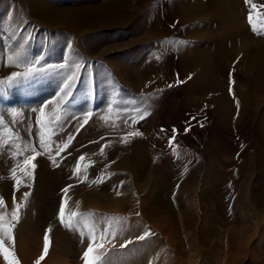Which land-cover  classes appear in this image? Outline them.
I'll return each mask as SVG.
<instances>
[{
	"label": "rangeland",
	"instance_id": "374dc122",
	"mask_svg": "<svg viewBox=\"0 0 264 264\" xmlns=\"http://www.w3.org/2000/svg\"><path fill=\"white\" fill-rule=\"evenodd\" d=\"M31 1L33 0L0 1V7L8 6L7 10L14 16L13 19H9L7 10L0 12V42L11 40L12 36L7 35L5 32L9 27L7 24H17L23 29L26 28L29 33L37 32L35 35L37 34V37L40 36L43 42L45 41L43 47L47 44V38L52 33L63 35L65 45L79 53L80 58L74 63L77 65V69L72 67V69L65 70V65L72 62L73 58L63 60L60 64H54V51H51V54H48L46 58L49 63L42 66L39 65L41 50L31 49L32 47L29 46L25 49L29 52L27 54L26 51L27 61H36L41 71L34 78L0 86V116L3 118V125H0V197L3 198L4 202L6 201L4 204H7L9 200H14L16 203L19 201L18 204L21 205V208L18 215L20 217L24 212L25 200L23 194L30 193L36 181V170L39 167L38 160L44 158L47 161L45 162L46 167L52 166L54 169H58L65 162L68 163L64 173L60 174L59 178L56 177L61 185L56 188L51 196L49 195V199L53 204L49 206L50 208H47L46 222L41 226L42 229L40 228L44 234L43 247H45L46 234L48 236V251L45 259L53 246V231L59 227V230L64 232L70 241L74 242L75 239L77 242L76 245L70 244L73 248L71 253H60L61 257L52 260V264H63L62 262L66 264H85L84 252L90 243V235L87 232L88 238L80 237L78 234L76 237L75 227L69 228L61 223L59 209L62 202H64L65 218L72 212L78 211L82 214L94 212V222L98 224V221L102 222L101 219L106 216V221L102 227L98 230L95 227V232L93 231L97 237L101 234H105V236L103 241L98 239L93 242V252L90 253V256L100 255L103 251L98 247L100 243H103L104 248L107 249V252L104 253L97 264H264V135L261 133L259 125L257 126L258 122L255 121L253 113H247V117L245 116V119L238 124L225 125L221 121L214 104L201 103L200 106L191 104V101L188 100L192 90L189 85L190 78H188L190 73L188 74L187 69L181 63L183 52L179 48L185 37L178 35H173L176 40L173 37L165 38L166 42L168 39V43L172 41L170 44H174V47L165 49L164 52L160 51L156 45L162 39H156L152 43L150 42L148 46L150 50L149 57L154 58L158 54H160L158 57H161L162 60L165 57L161 67L165 66L171 76L170 81L164 85L163 89L151 92L148 90V86L146 87L141 83L135 91L136 89L131 84L127 82V85L119 75L121 67L114 64V61H119V59L113 57V51L115 50H112L109 46L112 37H108V35L113 36L121 31L126 38L130 37V34L125 30L127 29L126 23H128L129 17L127 15L129 5L127 6L126 0H40L43 1V4L50 5V7L62 6L64 8L65 6L68 9L84 7L83 17L86 20H91L100 7H109L113 11H108L109 18L120 23L116 27H108V25L103 24L106 27L78 34L69 29L51 27L39 21L34 15L29 16ZM36 1L41 3L39 0ZM244 1L242 7L245 10L244 13L248 15L249 10L245 7ZM140 2L142 0H132L131 4ZM147 4L152 14L161 19H179L172 0H149ZM44 7L43 5L42 8ZM19 10H22L23 13L18 14L16 11ZM138 13L140 11L134 15L138 17ZM17 16H20V18ZM50 17L51 21L56 18L55 14L50 15ZM86 26L87 21H84V30L87 29ZM35 28L38 30H35ZM18 30L16 31L19 34L17 39H21L23 31ZM97 38L100 39L95 42L94 40ZM174 41L177 45L179 43L180 45L177 46ZM252 48L253 45L250 42L246 43L242 49L243 51L241 50L242 55L246 56L247 54L248 57H246L250 58L253 55ZM38 54L39 57H36ZM8 56L10 55L6 50L0 55V72H2L0 73V79L7 78L14 71L23 72L28 66L26 63H23V69L12 66L8 62ZM133 57H130L133 60H130L127 65L134 68L136 65L134 59L137 58ZM78 65L81 70L78 69ZM231 66L232 64L228 68H231ZM256 67L252 74L253 78L260 68L259 65ZM104 73L110 77L111 80L109 81L112 84L104 79ZM40 74H47L46 77H51L53 85L59 82V87L55 91H50L44 95L37 94L39 88L47 84L45 80L42 81L37 77ZM131 74L128 78L129 81L131 79L132 84H138L137 79L133 77L135 75ZM65 77H74L71 80L68 96H63L60 91ZM223 80L221 78V81H223L222 86L231 102H233L232 100L235 102L240 92L246 93L247 86L242 85L239 81L237 83L236 78L224 77ZM230 81L234 83H230ZM110 86L117 88V90L109 92L111 96L108 95V97L111 98L107 99L103 96L100 98L102 91H106V88ZM31 92L35 93L34 96H31L33 100L30 99L28 102L22 100ZM76 92L88 95L86 105L82 103L74 106L68 105L77 94ZM124 93L126 95L122 96L131 99L119 104L120 96ZM62 96L63 99H61ZM92 98L95 99L91 100ZM257 98L259 103H263L261 106L264 105V93H259ZM189 101L193 105L192 107H188L190 104H185L186 108L181 105V103H189ZM234 102L235 113L239 115V109H236ZM194 105L195 108H193ZM23 106L37 107L35 115L30 109L34 118L29 119V131L28 128L19 131L10 123L11 121L6 119L9 111L13 119H16L19 126H21L20 124L26 121L23 119L26 118H20L21 113L18 109ZM68 106L79 111L74 113V110ZM197 106H199V109ZM41 108L44 109L43 120L47 125L43 128L39 123ZM68 109L72 110L69 116L66 112ZM57 111L59 112L58 121L55 119ZM88 113H91V116L88 118L87 123H84L82 118ZM193 116L196 118L195 120L191 119ZM50 120L51 123H49ZM94 121L98 122L93 123ZM124 121H132L140 127L138 132L142 135L128 136L129 132L137 131L130 130L128 125L127 127L123 126ZM197 121L203 122L204 126L201 127ZM91 122L95 125L94 127ZM89 126L90 136L88 135V137L82 139L84 131H87ZM189 126L190 130L185 132V128ZM121 128L124 129L120 130ZM173 128L177 129L178 133L173 146L170 147L168 137L172 134L171 130ZM161 129L165 131L162 132ZM217 133L220 134L219 140L224 142H221L223 145L230 146L232 144L235 146L234 151L246 150L249 155L238 161V159H231V155L227 154L225 149L223 151L225 156H221L224 161L215 159L214 162V159H210L209 155L212 150L211 147H214L212 144L215 143L214 140L218 137ZM42 135L45 142L50 145V152L40 148V137ZM69 137H72L70 143L68 142ZM124 137H127V142H122ZM179 138L181 140H178ZM135 142H141L148 151V156H151L150 163L148 165L146 163V169L140 174L139 179L132 168L129 167V161L127 160L133 154L132 150L128 149H131ZM239 142H242V144L238 145ZM65 144H67V147H64ZM33 148L41 154L36 156L33 161L36 167L35 169H29L32 171V177L29 178L23 174L21 168H17V165H22L25 157L34 154ZM58 148L63 149L59 154H57ZM173 148H175V152ZM123 152L125 155H129L125 156ZM110 155L113 159L109 158ZM82 156L84 157L83 160L80 159ZM53 159L55 163H53ZM219 161L223 164H220ZM168 164L169 166H167ZM160 166L163 168L165 166V171L168 167L170 168L167 172H164L165 174H162V177L157 175L160 173ZM77 167H79V179L76 178ZM13 168L17 169L16 177L20 181L19 190H15L16 181L11 178ZM115 176H118L120 180L115 185H109L113 182L111 180ZM101 178L102 182H100ZM158 178H165L163 179L164 182ZM155 179H157V183H155ZM166 179L167 181H165ZM6 180L11 181L13 191H11V194H5L1 190ZM93 181L97 182L93 183ZM69 185L71 187L65 194L62 190ZM153 186L156 192L152 188ZM78 187L82 189L78 190ZM104 187L107 188L110 194H113L112 201L119 204L114 205L112 209H104L103 211L96 209V207H94V210L93 208L86 209L85 206L90 202L88 197L92 196L94 191ZM21 191L23 194L19 196ZM113 192H119V194L116 193V195ZM145 195L148 197H145ZM149 196L152 199L150 198V201H148L150 205L148 204L147 209L154 211L157 219L162 218L166 222L173 221L175 231H179L177 235L178 248L172 245L171 241L168 240V236L155 229L153 226L155 223L149 217L146 218L143 215L141 205L144 204V198H149ZM2 206L0 205V213H2ZM119 209L121 211H117ZM15 210V207L11 208L10 204H7V209L3 212L6 222L11 220L10 214ZM30 213L27 216L32 217L35 214L34 211ZM97 215L102 216L99 218ZM111 217L115 219H110ZM77 219L78 217L74 220L76 226L80 225ZM132 224L134 228L135 226L138 227V230L132 231L133 228H129L133 227ZM120 225L122 227H119ZM107 227L108 229H106ZM48 229L51 231L48 232ZM117 229L122 235L119 234ZM146 232L149 235L145 236ZM112 233H115V235H112ZM141 236H144V239H139ZM15 243V238L14 242L4 238V246L9 249L10 253L14 252ZM43 250L44 248L41 249L42 253ZM3 258L4 254L0 251V260Z\"/></svg>",
	"mask_w": 264,
	"mask_h": 264
},
{
	"label": "bare ground",
	"instance_id": "6f19581e",
	"mask_svg": "<svg viewBox=\"0 0 264 264\" xmlns=\"http://www.w3.org/2000/svg\"><path fill=\"white\" fill-rule=\"evenodd\" d=\"M243 1L244 0H172L173 4L175 5L174 6L175 11L177 13V16H179V19L173 18L171 20L170 19L164 20L152 14V11L148 8L149 6L147 4L149 0L148 1L142 0V2L138 4H131L132 0H126L127 6L129 5V7L127 8L128 10L127 15L129 17H128V23H126L125 21V23L127 24V27H126L127 29L125 30L128 34H130V37L126 38L125 35L121 33L122 31L120 33L118 32L116 35H113V36L108 35V37H112L110 38L111 44L109 46L111 47L112 50L113 49L115 50L113 51V57L116 59H119V61H114V64L117 67L119 66L121 67V71L119 72V75L125 80V83L127 85L129 83L135 89L136 88L138 89V86L141 85V83L146 87L148 86L150 88V89L148 88V90H150L151 92L163 89L164 85L170 81L169 79L171 76L169 73V70L165 66L161 67V63L163 62L165 57L163 58V60L161 57H158L160 54H158V56L154 55L155 56L154 58L149 57L148 53H150L149 52L150 50L148 46L150 45V42L152 43L156 39L157 40L162 39L161 42L159 41H158L159 43L156 42L157 43L156 45L159 47L158 49H160V51H163L165 49H170L174 47V44H170L172 41L168 43V39L173 37V35L185 37L184 42L181 41L183 43L182 45H180V43L177 45V43L175 41L174 42L176 43L177 46L180 45L179 48L183 52V61L181 63L184 65V68L187 69L188 74L190 73L188 78H190L189 85L192 90L189 96L190 99L188 98V100L191 101V104H196V105H199L201 103L214 104L216 107L217 113L221 118V121L225 125H232L233 123L238 124L243 119H245L244 117L247 115V113H250V114L253 113L255 121L258 122L257 126L259 125L261 133L264 135V105L261 106V104L263 103H259V101L257 100L258 99L257 95L259 93H264V85H263L264 84V7H261V6H264V0H251L252 3L257 5L256 11L252 13L253 18H254V23L256 24V29H257L256 31L253 30V27L248 20L247 16L249 14L246 15V13H244L245 10H243V7H242ZM40 2L41 3H39L36 0L31 1L28 14L31 17L32 15H34V17H37L39 21H41L42 23L44 22L46 23V25H49L51 27H55V28L61 27L64 29H69V30H72L74 33L78 34V33L94 31V29L96 30V28L106 27L103 24L108 25V27L110 26L116 27L118 24H120L119 21L115 22V20H111L109 18L110 16L108 14V11L109 12L112 11L109 7H100L99 11H97L96 14L94 13L95 15L93 16L91 20L89 19L86 20V18L83 17L84 7L82 8L80 7L76 9H68V8H65V6L64 8L62 6L50 7V5H46L45 3L43 4L42 3L43 1H40ZM43 5L45 6L44 8H42ZM245 5H246L245 7L248 8L250 12L251 11L250 5L246 3ZM7 9H8V6L6 5L4 7L1 6L0 12H2L3 10L6 11ZM7 11L9 14V19H13L14 16L11 14V12L9 13V10ZM136 11L137 12L140 11V13H138V17L135 16L136 15L135 13H137ZM16 12L18 14L23 13L22 10H19ZM52 14H55L56 20L54 18H53L54 19L53 21L50 20L51 18L50 15ZM20 16H17V17L20 18ZM84 21H87L86 30H84ZM7 25L9 27L7 28L8 30L5 32L7 35L12 36V37H11V40L8 39L5 42H0V55L5 50L9 53L10 56H13V57H16L20 53H23L24 54L23 58L27 60V57H28L27 54L29 52L26 50L27 51V54H26L25 49H27V47L30 46L32 47L31 49L35 48V50H38V51L41 50L40 54L41 55L43 54L42 56L40 55V57H39V54L36 55V57L40 58L39 65H42V66L47 65L49 63L47 62V59H46L47 55L51 54V51H54V56H55V61L53 62L54 64H60L63 60H67L72 57L73 61L68 62V64L65 65L64 69L65 70L68 68L72 69V67L74 68L77 66L74 63L80 59L78 55L79 53L75 52L72 48H69L65 45V40L63 38V35L52 33L51 36L47 38V44L45 45V47H43V44L45 41L43 42L40 36L37 37L36 36L37 34L35 35V33L37 32L29 33V31L26 30V28L23 29V27H19L17 24H14V25L7 24ZM18 29H21L23 31L22 35L24 37L22 36L21 39H17L19 38V34H17L16 32ZM35 30H38V29L35 28ZM165 38H168L167 42L165 41L166 40ZM173 38L175 39V37ZM99 39L100 38H97L94 41L97 42ZM249 42L253 45V48H252L253 55H251L250 58H247L248 57L247 54H246L247 56L246 57L245 55H242L241 52L243 51L242 49L243 47H245V44ZM241 55L242 57L240 58ZM67 56L69 57L67 58ZM133 56L137 58V59H134L135 64H136L134 68L127 65V63L130 62V60H133V59H130V57H133ZM231 64H232L231 68H228V66H230ZM257 65H259L261 69L259 68V71L256 72V76H254L253 78L252 74H253V71L257 68L256 67ZM12 66L22 68L23 63H20L19 66L12 64ZM79 68L80 66L78 65V69ZM75 69H77V67ZM131 73L135 75L133 77L137 79V81L139 82V83L137 82L138 84H136L135 81L134 82L136 85L132 84L131 79L129 81L128 78L130 75H132ZM46 75L47 74H40L37 76L40 78V80L42 81L45 80L47 83L45 84V86H42L39 88V91L37 92V94L44 95L50 91H55L59 87V84H60L59 82L53 85L52 78L46 77ZM222 76L226 78L228 77L236 78L237 83L239 81V83H242V85L247 86L246 91L244 89L246 93L240 92L237 95L236 97L237 99L235 100V102L234 100H232L236 104V109H239V115L235 113L234 104L233 102L230 101L229 96H227V93H225L226 91L224 90L222 86L224 77ZM221 78L223 81H221ZM104 79L108 80L107 82L111 83V81H109L111 79L108 75H106V73H104ZM106 89H107L106 91L104 92L102 91V95L100 96V98L103 96L104 98L107 97L108 99L109 98L108 95H110L109 92L111 90L113 91L117 90V88L114 86H110ZM137 89L135 91H137ZM87 90H86V93H87ZM34 95L35 93L31 92L30 95L23 97L22 100H26L28 102V100L32 99L31 96H34ZM122 95H126V94L125 93L121 94L119 104L127 100L130 101L131 99L130 97L126 98L125 96H122ZM94 99L95 98H92L91 100H94ZM87 100H88V95L77 93L75 97L73 98V100H71L68 103V105L74 106L77 104L80 105V103L86 105V103H88ZM190 101L189 103H181V105L186 108L187 106L185 104L187 105L190 104ZM237 101L239 102V107H237V103H236ZM191 104L188 105V107L189 106L192 107L193 105ZM70 106L68 107L74 110L73 111L74 113L75 111H79ZM199 106H197V108ZM193 108H195V105ZM30 109L31 111L34 112V115H35L36 114L35 110L37 109L36 106L34 107L23 106L18 109V111L21 113L20 118L21 119L26 118V119H23L26 121L22 122L20 124L21 126H19V122L16 119H13L9 111L7 112L6 119L11 121L10 123H12V125L15 128H17L19 131H23L29 127L28 126L29 119L34 118V115L31 113ZM70 109L66 111L68 113V116H69V113H72V110ZM193 111H196V110H193ZM64 116H65V113H64ZM96 122L94 121L93 123H96ZM93 123L91 125H93L94 127L95 125ZM122 125L126 127L128 125V128L134 131H139L140 129V127L132 123V121L131 122L127 121L125 122V124L122 123ZM122 129L124 128H121L120 130ZM28 131H29V128H28ZM89 132H90V126L87 128V131L86 130L84 131V136L82 137V139H85L86 137H88V135L90 136ZM217 136L218 137H216V140H214L215 143L212 144L214 145V147L213 146L211 147L212 153L210 152V155H209L210 159L212 158L214 159L213 160L214 162H215V159H219V160L222 159L221 156L225 154L223 153L225 149H226L227 154L231 155V159L234 158V160L238 159V161H240V159H243L244 157H247L249 155V152H247L246 150H243L241 152H239L238 150L234 151L233 149L235 148V146L232 144L230 146L223 145L222 143L224 142H222V140L221 141L219 140L220 134L217 133ZM178 140H181V139L179 138ZM241 144L242 142L238 143V145H241ZM128 150H132L133 152L132 156L127 159L129 161L128 165L129 167L132 168L135 175L139 179L140 174L143 173V171L146 169V163L147 165L150 163L151 156H148V153H147L148 151L146 150V148L141 142L139 143L135 142L134 146ZM126 155H129V154H126ZM109 158L111 159L112 155H110ZM220 161L219 163L223 164ZM38 162H39V167L36 170V176H35L36 181H35V184L33 185V190L30 192L27 199L25 200V204L23 208L24 212L19 217V222L16 223L15 228L13 230V235L16 240V243L14 245L15 253L13 252L14 257L10 256V259H13V258L18 259V261H21L20 262L21 264H35V261L41 255H43L41 249L44 248L43 247V235L44 234L41 230L42 229L41 226L43 225L44 222H46L45 216H46L47 208H50L49 206L53 204L51 203L49 197L56 191V188L61 185L60 181H57V178H59L60 174H63L65 169L68 167V163L65 162V164H62L60 167L58 166L59 167L58 169H54L52 166L48 168L46 167V164H45V162L47 161L44 158H41L40 160H38ZM164 164H166V162H164ZM169 164L167 166H169ZM221 166H225V165H221ZM161 167L162 166H160V169H159L160 173H158L157 171L158 173L157 175H161L162 177V174L164 172H167L168 169L170 168L168 167V169L165 171L164 170L165 166L164 168L163 167L161 168ZM169 173H170V170H169ZM118 176H115L111 180L113 182H111V184L109 185L117 184V182L120 180L119 178L120 176L119 177ZM158 179L163 180L165 178L163 179L158 178ZM156 180L157 179H155V181ZM165 181H167V179ZM155 183H157V181ZM154 186L152 188H154V191H155L156 189ZM115 187L117 188V186ZM81 189L82 188L78 187V190H81ZM1 190L5 192V194H11V191H12L11 181L6 180L3 183V187ZM16 193L15 195L16 197H18L17 196L18 193L17 194ZM19 193H20L19 196L23 194L22 191ZM113 193L116 194L117 192L116 193L113 192ZM149 194H152V193H149ZM146 195L145 197H148ZM151 196H149V198H144V204L141 205L143 207V212L142 211L141 212L143 213L144 216H146V218L149 217V219H151L155 223L153 225L155 229L160 230L162 233L168 236V240L171 241L172 245L178 248L179 240H178L177 235L179 234V231L178 232L175 231L173 221L169 220L168 222H166L162 220V218L157 219V215L155 214V212L147 209V206L149 204L148 201H150ZM88 198L90 202H88L89 204H87L86 206L84 205L86 209L93 208L94 210V207H96V209H100L103 211L104 209H112L114 205L119 204V203H114L112 201L113 194H110L107 191L106 187L100 188V190L94 191V194H92V196ZM120 201H117V202H120ZM14 202H15L14 200H9L8 203L10 204L11 208L15 207L16 202L15 203ZM18 202L19 201H17V203ZM7 204H3V206L1 205L2 213L6 211ZM43 206H44V209H43ZM32 211H34L35 214L32 217L27 216V214L28 213L31 214L30 212ZM117 211H121V210L119 209ZM77 213L79 212L77 211ZM89 213H91L92 215H87ZM89 213L77 216L78 217L77 222L80 225H78L79 227L76 225L74 226L76 228L74 229L76 230L75 231L76 237L78 234L80 237L88 238L89 235L87 234V232L89 233V229L95 232V227L98 230L105 223L106 216H104V218L101 219L102 222L98 221V224H97L94 222V218H95L94 212H89ZM97 216L100 218L102 215L101 216L97 215ZM107 225H108V222H107ZM119 227H122V226L120 225ZM129 228L130 229L133 228L132 231L138 230L137 229L138 227L136 226L135 228L134 226L129 227ZM106 229H108V227ZM119 229H117V231L119 232L120 235H122ZM126 229L128 228L126 227ZM127 231L129 232V230ZM81 233H84V234L81 235ZM76 242L77 241L75 239H74V242L70 241L66 237L65 233L59 230V227H57L53 231L52 249L49 250L48 257L46 259L44 258L41 261V264H52L53 263L52 260L58 259L61 257L60 253H64V254H68L69 252L71 253L73 251V248L71 247L70 244L73 243L74 245H76ZM62 263L64 264L65 262H62ZM0 264H9V262L5 258H3L0 260Z\"/></svg>",
	"mask_w": 264,
	"mask_h": 264
},
{
	"label": "snow or ice",
	"instance_id": "6c2138e0",
	"mask_svg": "<svg viewBox=\"0 0 264 264\" xmlns=\"http://www.w3.org/2000/svg\"><path fill=\"white\" fill-rule=\"evenodd\" d=\"M246 4L250 5L251 11L249 12L248 15V20L250 22V24L253 27V30L256 31V24L254 23V18H253V12L256 11L257 9V5L252 3L251 0H245ZM264 7V6H261ZM259 15V14H258ZM24 54L20 53L18 54L16 57L13 56H8V62L9 64H15L17 66H19L20 63H26L28 66L26 67V70L23 72H12L10 73V75L7 78L4 79H0V86L2 85H10L13 83H17V82H21L24 80H28L30 78H34L40 71L41 68L38 66V63L36 61H27L25 58H23ZM74 79V77H65V81L63 82L62 88L60 89L61 93L63 94V96H68L69 95V89L71 87V80ZM230 83H234L232 81H230ZM231 90V89H230ZM63 96L61 97V99H63ZM237 107H239V102L237 101ZM91 116V113L86 114L82 119L84 123H87L88 118ZM44 109L41 108L40 109V126L43 127H47V125L45 124L44 120ZM55 119L58 121L59 120V112L57 111L56 115H55ZM192 120H195L196 118L193 116L191 117ZM49 123H51V120L49 121ZM197 123H199V125L201 127H203V122L201 121H197ZM0 125H3V118L2 116H0ZM83 126V125H81ZM190 130V126L185 128V132ZM161 131H165L164 129H161ZM172 134L168 137L169 139V146L172 147L173 143L175 141L176 135L178 133V130L173 128L172 130ZM133 135H142V133L140 132H129L128 136H133ZM72 137L68 138V142H71ZM122 142H127V137L122 138ZM64 147H67V144L64 145ZM40 148L44 149L46 152H50L51 148L50 145L48 143L45 142L43 135L40 137ZM63 149L58 148L57 150V154H59L60 151H62ZM33 151V155L30 157H25V159L23 160V164H18L17 168H21L23 171V174L28 176L29 178L32 177V171H30L29 169H35L36 164L33 162L36 159V156L40 155L41 153L36 152L35 148L32 149ZM173 151L175 152V148H173ZM81 160L84 159V157H80ZM53 163H55V160L53 159ZM16 168H13L11 170L12 172V179L16 181V189L15 190H19V183L20 181L17 179L16 177ZM186 170V169H185ZM79 173V167H77L76 169V178L79 179L78 176ZM97 181H93V183H96ZM100 182H102V178L100 180ZM69 187H71V185H69L68 187H65L62 191L66 194L69 190ZM30 193H24L23 194V198L24 200L27 199L28 195ZM119 194V193H117ZM14 199V197H13ZM5 202L3 200L2 197H0V205H3ZM64 202H62V205L59 209V217L61 220V223L64 224L66 227H74V220L77 216L79 215H83L77 212H72L67 218H65V208L63 206ZM21 208V205L16 203L15 204V211H13L10 215H11V220L10 221H5L4 219V213H0V251L3 252L4 254V258L6 260H8L9 264H19L18 259H10V256L14 257V253H10L9 249L7 247L4 246V238H7L9 240H12L14 242V236H13V230L15 228V224L19 222V209ZM87 215H92L91 213L87 214ZM110 219H115V218H110ZM48 232H50L51 230L48 229ZM84 233H81V235H83ZM89 235H90V243L87 247V250L84 252V259H85V264H97L98 261L101 260L102 256L104 255V253L107 252V249L104 248V244L100 243L98 245L99 248L103 249V251L100 253V255L92 257L90 256V253L93 252V242L96 240H100L103 241L104 240V236L105 234H101L99 237H97L95 235V233L89 229ZM112 235H115V233H112ZM149 235V233H145V236ZM139 239H144V236L139 237ZM48 236L46 234L45 236V247L43 250V255H41L36 261L35 264H41V261L45 258V255L47 254L48 251ZM123 247V245H122Z\"/></svg>",
	"mask_w": 264,
	"mask_h": 264
}]
</instances>
